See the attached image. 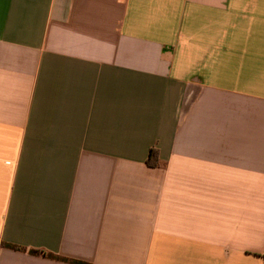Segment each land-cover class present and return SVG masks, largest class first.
<instances>
[{
  "label": "crops",
  "instance_id": "obj_1",
  "mask_svg": "<svg viewBox=\"0 0 264 264\" xmlns=\"http://www.w3.org/2000/svg\"><path fill=\"white\" fill-rule=\"evenodd\" d=\"M73 261L264 264V0H0V264Z\"/></svg>",
  "mask_w": 264,
  "mask_h": 264
},
{
  "label": "trees",
  "instance_id": "obj_2",
  "mask_svg": "<svg viewBox=\"0 0 264 264\" xmlns=\"http://www.w3.org/2000/svg\"><path fill=\"white\" fill-rule=\"evenodd\" d=\"M157 150L152 148L150 150V155H149V158H148V163L150 165H156L157 163ZM74 263H77V264H87V263H83V262H80V261H73Z\"/></svg>",
  "mask_w": 264,
  "mask_h": 264
}]
</instances>
